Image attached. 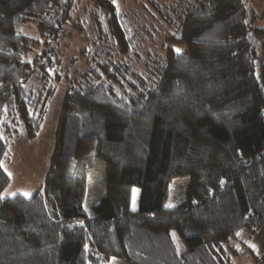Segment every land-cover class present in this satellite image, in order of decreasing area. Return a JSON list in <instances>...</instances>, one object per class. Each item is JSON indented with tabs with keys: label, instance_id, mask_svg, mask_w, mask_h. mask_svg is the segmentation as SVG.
<instances>
[{
	"label": "trees",
	"instance_id": "trees-1",
	"mask_svg": "<svg viewBox=\"0 0 264 264\" xmlns=\"http://www.w3.org/2000/svg\"><path fill=\"white\" fill-rule=\"evenodd\" d=\"M92 1V48L64 66L62 41L83 32L74 0H0V264H264L234 260L239 232L264 223V10L150 0L165 34L153 46L145 22L136 33L114 0ZM32 22L38 37L22 33ZM60 80L45 180L2 198L8 146L37 136ZM92 154L105 161V194L89 213ZM178 176L184 195L169 205Z\"/></svg>",
	"mask_w": 264,
	"mask_h": 264
},
{
	"label": "rangeland",
	"instance_id": "rangeland-1",
	"mask_svg": "<svg viewBox=\"0 0 264 264\" xmlns=\"http://www.w3.org/2000/svg\"><path fill=\"white\" fill-rule=\"evenodd\" d=\"M163 1V0H157ZM75 12L77 18L76 24L80 25L83 32L77 33L75 27L70 28V35L62 41L61 52L64 56L63 65L68 66L71 59H76L80 52L85 49L92 48L91 36L92 20L91 13H95V4L92 0H74ZM116 5L125 14V17L135 28L134 32L142 33L143 25L140 22H145L150 29L145 39H148L152 45L162 42L165 34L164 29L158 22L150 19L152 11L149 5L150 0H114ZM250 7L261 14L264 10V0H249ZM83 14V18L80 16ZM155 14V12H153ZM259 26H264V19L256 22ZM146 25V26H147ZM147 32V29L145 30ZM85 32V33H84ZM22 33L30 34L34 37L40 36L36 23H27L22 29ZM142 36V35H141ZM139 38V34H138ZM147 45V44H145ZM81 60H76L73 65H70L69 77L75 76V70H81L83 66ZM67 80H60L54 94L52 95L44 115L41 128L34 138H29L25 134L16 137L8 146L3 166L10 177L9 184L1 192L2 198L12 197L17 194L30 197L35 190L43 184L45 176L50 164V160L55 148L56 132L59 124V117L63 105V101L67 89ZM87 174V190L84 198L85 209L91 213L93 207L100 201L105 194V161L95 154L91 155L88 166L86 167ZM188 176L176 177L171 185L169 193V205H173L177 199L179 200L184 195V189ZM28 193L29 195H25ZM138 189L135 188V196L133 205L138 202ZM177 200V201H178ZM176 201V202H177ZM236 249L240 254L236 255V263H244L251 260L253 256H261L264 254V223L254 233L241 231L238 234L237 240L234 242Z\"/></svg>",
	"mask_w": 264,
	"mask_h": 264
},
{
	"label": "crops",
	"instance_id": "crops-1",
	"mask_svg": "<svg viewBox=\"0 0 264 264\" xmlns=\"http://www.w3.org/2000/svg\"><path fill=\"white\" fill-rule=\"evenodd\" d=\"M103 264H130V263H128L127 261H125L121 258H118V257H111V258L107 259Z\"/></svg>",
	"mask_w": 264,
	"mask_h": 264
},
{
	"label": "snow or ice",
	"instance_id": "snow-or-ice-1",
	"mask_svg": "<svg viewBox=\"0 0 264 264\" xmlns=\"http://www.w3.org/2000/svg\"><path fill=\"white\" fill-rule=\"evenodd\" d=\"M176 51H177V52H179L180 50H179V49H177ZM25 195H29V194H28V193H25Z\"/></svg>",
	"mask_w": 264,
	"mask_h": 264
}]
</instances>
